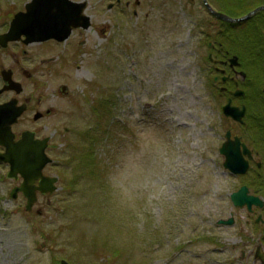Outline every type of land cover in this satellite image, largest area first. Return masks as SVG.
<instances>
[{"label":"rangeland","instance_id":"374dc122","mask_svg":"<svg viewBox=\"0 0 264 264\" xmlns=\"http://www.w3.org/2000/svg\"><path fill=\"white\" fill-rule=\"evenodd\" d=\"M23 1L0 0V32ZM84 1L86 28L63 41H33L19 55L24 66H38L25 90L34 88L39 108L54 113L15 130L29 124L51 137L45 171L59 181L26 210L25 196L10 194L21 177H9L0 161V264H261L252 256L257 211L233 205L230 193L244 178L219 151L226 129L254 132L223 113L226 97L208 58L220 25L201 0ZM258 2L217 5L236 16ZM15 51H0L4 67ZM79 150L91 151L84 164ZM230 216L232 224L217 222Z\"/></svg>","mask_w":264,"mask_h":264},{"label":"water","instance_id":"95a60500","mask_svg":"<svg viewBox=\"0 0 264 264\" xmlns=\"http://www.w3.org/2000/svg\"><path fill=\"white\" fill-rule=\"evenodd\" d=\"M208 9L217 16L228 19L238 20L245 18L256 10L264 8L259 5L239 17H232L223 12L213 9L210 4L204 0ZM84 0H31L26 4L25 10H19L14 13L8 30L0 34V44L6 45L9 40H15L25 34L24 41L45 40L56 38L64 40L68 37L73 27H87L90 24V17L84 13ZM231 65L238 63L237 56L230 58ZM3 79L6 82L3 89H15L20 91L22 84L12 78L10 68H4ZM65 88V85H62ZM235 94L243 93L242 89H236ZM223 112L227 116L233 117L237 121L243 120L245 105L241 107L232 104L231 98H228L222 106ZM24 104L16 105V99L11 98L0 103V145L4 150H0V161L9 163L7 175L9 177H18L20 174L22 180L18 185H14L10 194L16 197L21 191L26 197L25 209L30 210L36 201L38 191L41 193H52L57 187L58 176L47 175L43 173L44 166L52 161L46 152L49 137H35L34 131L25 129L21 132L19 138H15L12 130V124L23 112ZM219 151L224 155L223 165L230 169L234 174L245 173L249 166V160L245 157L251 156V151L240 135H231V130L225 132V139L222 142ZM37 180V183H36ZM230 198L235 206H247L251 210L252 205L262 206L264 199L256 194L250 193L246 184L240 185L230 193ZM218 223L232 224L233 217L219 218ZM60 264H71L67 259L61 258Z\"/></svg>","mask_w":264,"mask_h":264},{"label":"flooded vegetation","instance_id":"af4514ba","mask_svg":"<svg viewBox=\"0 0 264 264\" xmlns=\"http://www.w3.org/2000/svg\"><path fill=\"white\" fill-rule=\"evenodd\" d=\"M116 1L119 2L120 0H116ZM201 1H202V4L204 5V1L203 0H201ZM27 2L28 1H26V0L21 2L20 7H18L17 10H24L25 7H26V3ZM128 2H129V0H125V4H127ZM113 4H114L113 1H109L108 7L111 8L113 6ZM217 4H220L223 8H225L227 6H230L228 4V0L227 1L217 0L216 4L214 3V5H212V6L216 10L221 11V12H223V10L220 9V7ZM261 4H264V0H259L258 3H256L255 5L249 7L246 11L251 10V9L257 7L258 5H261ZM215 6H217V7H215ZM204 7L207 10V12L210 14V16L213 19L214 23H218V25L222 26V27L219 26V27H217V29L214 30L215 35L219 39L218 32L219 31L220 32L223 31V29H225L224 27H227L229 25L228 22H235V21H231V20H228V19L221 18V17L217 16L216 14L212 13L208 9V7L206 5H204ZM260 11H264V8H260V9L256 10L252 15H254V14L260 12ZM14 12H13V14H14ZM84 12L87 13L86 10H84ZM240 14H243V12L240 13ZM240 14H238V15H240ZM12 16L10 18H12ZM10 18H9V20H8V18L3 20V25L4 26L6 24L7 25H6V28L4 30H2L0 33L6 31V29L8 27V24H9V21H10ZM0 25H2V22H1ZM77 27H82V26L73 27L72 30L74 28H77ZM84 28H86V27H84ZM72 30H71V32H72ZM23 38H24V36L22 35V37L20 39L14 40V41H10V43L8 42V44L6 46L0 45V51H2V50L6 51L9 46H16L17 50H20L19 52L15 51V55H17V56H15L14 64L11 67H9V68L12 71V78L17 80V81H19L22 84V89L20 91H17L15 89H3V90H1V88L4 87V85L6 84V82L3 79V71H2L3 68H5V67L3 66V63L0 62V103L5 102V101H7V100H9L11 98H15L16 99V105L24 104L23 112L18 116L17 120L12 124V129L15 132L16 138L20 137L21 132L23 130H25V129H31L32 131H34L35 137L43 138V137H46L47 135L39 134L40 133V129L37 126H33V125L29 126V124H28L27 127L21 128V129H19V131L15 130V128L17 126L21 125L22 122L25 121V120H27V122L37 123V122L40 121V119H42V118L54 113L51 107L44 108V110L39 108V107H41L42 99H41V97H37L36 99H34L33 96H34L35 90H34L33 87H32L33 89H31L30 93H27V91L25 90V87H26L25 81L26 80H29L30 83L32 84V86H34L35 82H37V80L34 78L33 74L35 73V70L38 69V66L35 65L34 69L33 68L31 69V68H28V67L24 66L21 63V59H20L19 55L20 56L27 55L28 52H27L26 48L28 47L29 44H31V42H29V43L24 42ZM48 40H52L54 42L58 41V40H56L54 38H51V39H48ZM44 41H47V40H44ZM208 44L210 46L208 57H209L210 60H212L214 62L213 69H214L215 73L213 75V78L215 80L218 79L217 81L220 82L219 83V85H220L219 93L222 94V95L225 94L226 99L229 98V97L232 98V95L234 94L235 89L238 87L239 80H240L238 78V76H234L233 75V72L239 71L240 73H243V76L241 77V79L245 78L246 72L241 67V65H240L241 62L240 63H236L234 65H231L229 58H230V56L232 54H235V53H230L229 54V53H227L228 49H225V50L222 51L221 56L216 57L217 53L215 54L213 52V48L216 47V49H218L219 46H217V44L215 42H212V40H210V39L208 40ZM50 59H51V57H49L48 60H50ZM231 83H232V85H229ZM62 85H65V88H63ZM242 88L245 89L244 87H242ZM59 89L62 92L63 97L67 96L66 93H67L68 90H67V84L66 83H64V82L60 83ZM245 93H246V91H244L243 94H245ZM242 103H244L246 105L245 100H243L241 102V104ZM246 112H247V107H246ZM50 140H51V137H49V139H48V146L46 147V150L50 146ZM246 145L251 151V156H248V158H249V168H248V170L245 173H250V171H252L254 165L259 166L260 162L258 161L259 159H257L255 157V154H256L257 151L254 149L253 144H251L249 141H246ZM48 165L49 164H47L44 167V169H43L44 173H48V172L45 171V168ZM243 183L248 186L250 193L257 194V193L254 192V189L251 188L249 183H247L246 181H243ZM43 195L46 196L48 194H43ZM243 207H245V209L247 211H249V212L257 211L256 212V216H255V221L259 222L260 224H259V228H256V226L254 224L255 228H253L252 232H255V233L257 232V236H255L254 238L256 239V242L259 243V244L256 246L252 256H253L255 261H258L259 263L264 264V231H263L264 230V211L262 210V208L264 207V203H263L262 206L253 204L251 210H249L246 205H244ZM257 217H259V220H256Z\"/></svg>","mask_w":264,"mask_h":264},{"label":"trees","instance_id":"16d2710c","mask_svg":"<svg viewBox=\"0 0 264 264\" xmlns=\"http://www.w3.org/2000/svg\"><path fill=\"white\" fill-rule=\"evenodd\" d=\"M228 24L223 31L218 32L219 39L216 44L219 45V50L228 49L227 53H236L239 56L241 67L246 72L245 78H242L241 81L247 85L245 87V98H248V102L246 99L248 111L241 125H247L253 129L254 132L250 137L244 134L243 137L246 141H252L253 147L257 151L255 157L260 162L259 166L254 165L250 173H245L241 177L244 178L243 181L250 184L255 193L264 198V176H261L264 172V154L261 151V149H264V138L257 133L258 130L264 134V36L261 35L264 34V11H260L243 20L228 22ZM255 29L258 30V33L250 37L249 35L253 34ZM230 41L235 44L239 43L238 52L229 49L230 47L227 46V43H230ZM217 56L219 57L218 54ZM89 154H91V151L79 150L76 152V159H79V162L84 164L85 155ZM249 174L251 177L247 178ZM262 210L264 211V207ZM254 224L256 228H259V222L254 221Z\"/></svg>","mask_w":264,"mask_h":264}]
</instances>
